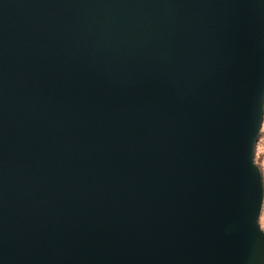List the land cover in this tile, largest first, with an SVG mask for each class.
<instances>
[{
  "label": "water",
  "instance_id": "95a60500",
  "mask_svg": "<svg viewBox=\"0 0 264 264\" xmlns=\"http://www.w3.org/2000/svg\"><path fill=\"white\" fill-rule=\"evenodd\" d=\"M264 0H0V264H264Z\"/></svg>",
  "mask_w": 264,
  "mask_h": 264
},
{
  "label": "rangeland",
  "instance_id": "374dc122",
  "mask_svg": "<svg viewBox=\"0 0 264 264\" xmlns=\"http://www.w3.org/2000/svg\"><path fill=\"white\" fill-rule=\"evenodd\" d=\"M254 163L257 165V167L259 168L261 172L262 184H263V190H264V114H263V120H262L261 129H260L259 139L256 144ZM259 225H260V228L264 231V195H263L261 213L259 217Z\"/></svg>",
  "mask_w": 264,
  "mask_h": 264
}]
</instances>
